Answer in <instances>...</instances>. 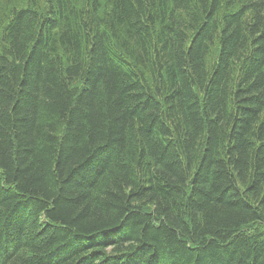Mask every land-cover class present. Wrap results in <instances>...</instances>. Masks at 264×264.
Instances as JSON below:
<instances>
[{"label": "trees", "instance_id": "16d2710c", "mask_svg": "<svg viewBox=\"0 0 264 264\" xmlns=\"http://www.w3.org/2000/svg\"><path fill=\"white\" fill-rule=\"evenodd\" d=\"M0 0V264H264V0Z\"/></svg>", "mask_w": 264, "mask_h": 264}, {"label": "rangeland", "instance_id": "374dc122", "mask_svg": "<svg viewBox=\"0 0 264 264\" xmlns=\"http://www.w3.org/2000/svg\"><path fill=\"white\" fill-rule=\"evenodd\" d=\"M18 2L17 4H19V3H21V2H23L24 0H14L13 2Z\"/></svg>", "mask_w": 264, "mask_h": 264}]
</instances>
